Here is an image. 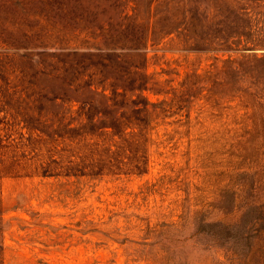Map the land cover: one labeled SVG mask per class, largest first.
Listing matches in <instances>:
<instances>
[{
  "label": "rangeland",
  "instance_id": "1",
  "mask_svg": "<svg viewBox=\"0 0 264 264\" xmlns=\"http://www.w3.org/2000/svg\"><path fill=\"white\" fill-rule=\"evenodd\" d=\"M121 29L157 34L144 72L183 99L123 151L144 171L11 168L42 54ZM0 160V264H264V0H0Z\"/></svg>",
  "mask_w": 264,
  "mask_h": 264
},
{
  "label": "trees",
  "instance_id": "2",
  "mask_svg": "<svg viewBox=\"0 0 264 264\" xmlns=\"http://www.w3.org/2000/svg\"><path fill=\"white\" fill-rule=\"evenodd\" d=\"M156 35L145 29L99 32L92 51L61 48L57 53L42 54L49 57L41 72L44 83L28 81L30 92L23 98L30 111L23 119L29 125L28 135L15 144L19 152L8 161L11 168L20 166L36 173L39 170L42 176L64 177L143 172L140 159L127 158L123 151L138 147L145 141L151 120L170 114L172 107L180 109L183 101L167 87V81L159 85L144 72V49L148 40L155 43ZM48 36L62 37L61 33ZM36 76L34 72L29 77ZM144 91L172 93V97L150 102L142 95ZM109 141L115 150L109 148ZM47 143L43 152L41 146ZM57 143L61 144L58 149ZM26 147L34 152L32 156L25 157ZM53 168L57 170L51 173Z\"/></svg>",
  "mask_w": 264,
  "mask_h": 264
}]
</instances>
